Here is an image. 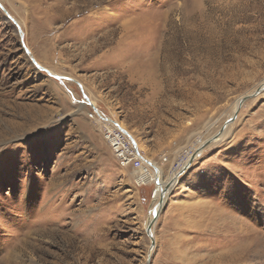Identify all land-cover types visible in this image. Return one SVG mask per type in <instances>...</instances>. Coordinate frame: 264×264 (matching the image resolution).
<instances>
[{"label":"rangeland","instance_id":"obj_1","mask_svg":"<svg viewBox=\"0 0 264 264\" xmlns=\"http://www.w3.org/2000/svg\"><path fill=\"white\" fill-rule=\"evenodd\" d=\"M262 83L264 0H0V264H264V89L147 232L157 167ZM109 123L155 167L147 186Z\"/></svg>","mask_w":264,"mask_h":264},{"label":"built area","instance_id":"obj_2","mask_svg":"<svg viewBox=\"0 0 264 264\" xmlns=\"http://www.w3.org/2000/svg\"><path fill=\"white\" fill-rule=\"evenodd\" d=\"M93 110L94 111L90 112L88 116L92 119H95V117L99 116V111H97L96 109ZM102 125L103 137L108 142L107 144L110 146V148L113 150L120 166L123 168H131L133 170V173L135 175V182L139 187L147 186V184L145 183H139L137 177L147 174L148 172L153 170L154 167L143 160L141 154L137 151L126 133H124L121 129L117 128L111 123L107 124L109 126L105 124ZM200 143L202 142L188 146L187 148L183 149L182 152H179L176 160L171 166V169L176 172L180 171L183 168L184 163L188 162L190 157L199 149L200 146L198 147V144ZM163 161L164 162L162 164L168 162V158L164 157ZM157 191L158 189L155 188L153 192V198L155 197Z\"/></svg>","mask_w":264,"mask_h":264},{"label":"water","instance_id":"obj_3","mask_svg":"<svg viewBox=\"0 0 264 264\" xmlns=\"http://www.w3.org/2000/svg\"><path fill=\"white\" fill-rule=\"evenodd\" d=\"M50 73L53 74L52 72H50ZM263 89H264V83H262L260 86H258L256 88V90L254 92H252L251 94H247V95L243 96L242 98H240L239 101H238L237 107H236V109L234 111V114L226 122V124L219 131V133H217L212 138L208 139L202 146H200L199 149L190 157L188 163L183 167V169L178 171V172H176L175 175L172 178L171 177L170 178L173 180L176 176H178V178H179L182 174H184V172H186V170L191 166V164L196 160V158L206 149V147L208 145H210L214 140L218 139L221 136V134L223 133V131L226 129V127L228 125L232 124L236 120V118L238 117V114H239L240 109L242 108L244 102L248 98H251V97H254V96L258 95ZM126 133L128 134V132H126ZM132 142H133V139H132ZM133 144H134V142H133ZM154 169H155V167H154ZM170 182H168L166 187H164V189L161 191L160 198H159L160 207L155 210L153 217L150 218V220L148 222L147 232H148L149 236L152 239L154 238L153 233H152V226L154 225V223L158 219V217L160 215V212H161V209L163 208V206H164V204L166 202V195L169 194L168 191H169L170 186H171ZM153 245H154V239H153ZM149 261H150V256H148L147 264H149Z\"/></svg>","mask_w":264,"mask_h":264},{"label":"bare ground","instance_id":"obj_4","mask_svg":"<svg viewBox=\"0 0 264 264\" xmlns=\"http://www.w3.org/2000/svg\"><path fill=\"white\" fill-rule=\"evenodd\" d=\"M242 98V97H241ZM239 101V100H238ZM238 101L236 102V104H235V109H236V107H237V104H238ZM235 111V110H234ZM121 127H123V128H125V126L123 125V124H119ZM134 142V141H133ZM145 158V157H144ZM146 160V159H145ZM144 160V161H145ZM187 164V162H185L184 163V166ZM183 166V167H184ZM157 167V166H156ZM183 169V168H182ZM181 169V170H182ZM175 174L174 173H172V174H170L167 178H165L164 177V175H163V171H162V169L160 168V167H157V171H156V173L155 174H153L152 176L154 177V180H155V182L157 183V189H158V194L160 195L161 194V191L164 189V187H166V185L168 184V182H170L171 183V186H170V189H169V191H171V189L180 181L179 179H180V177L178 178V176H176L173 180L171 179L173 176H174ZM144 176H146V174H144ZM171 177V178H170ZM169 191H168V193H169ZM167 196L168 195H166V200H167ZM156 202H158L157 203V205L155 206V208H154V211H153V215H154V212H155V210L157 209V208H159L160 207V202H159V200L158 201H156ZM153 215H152V217H153Z\"/></svg>","mask_w":264,"mask_h":264},{"label":"crops","instance_id":"obj_5","mask_svg":"<svg viewBox=\"0 0 264 264\" xmlns=\"http://www.w3.org/2000/svg\"><path fill=\"white\" fill-rule=\"evenodd\" d=\"M64 104H65V103H64ZM60 105L62 106V101H61Z\"/></svg>","mask_w":264,"mask_h":264}]
</instances>
